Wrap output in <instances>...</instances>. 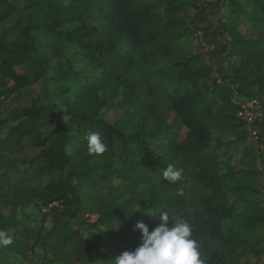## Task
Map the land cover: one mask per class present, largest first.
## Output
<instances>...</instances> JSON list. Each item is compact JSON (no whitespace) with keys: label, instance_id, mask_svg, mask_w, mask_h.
Listing matches in <instances>:
<instances>
[{"label":"trees","instance_id":"1","mask_svg":"<svg viewBox=\"0 0 264 264\" xmlns=\"http://www.w3.org/2000/svg\"><path fill=\"white\" fill-rule=\"evenodd\" d=\"M181 9L182 0H0V231L12 237L0 246V264H114L142 243L137 221L151 231L165 211L169 226L172 215L192 225L206 264H242L241 251L264 254L237 228L263 223L264 207L240 216L229 197L253 192L260 172L251 166L254 145L243 137L231 94L236 84L264 98V37L239 30L244 20L264 34V0H221L214 13L233 62L210 84L203 80L211 64L195 55L171 58L189 36L207 33L177 18ZM92 12L100 23L86 17ZM155 78L163 86V114L152 88L138 94L139 81ZM35 83L43 97L19 109ZM126 107L125 117H106ZM240 127L238 143L213 138L215 130ZM91 132L107 145L103 154L88 152ZM169 164L181 170L180 180L162 176ZM32 204L48 210L37 216ZM83 211L95 220L73 224Z\"/></svg>","mask_w":264,"mask_h":264},{"label":"rangeland","instance_id":"2","mask_svg":"<svg viewBox=\"0 0 264 264\" xmlns=\"http://www.w3.org/2000/svg\"><path fill=\"white\" fill-rule=\"evenodd\" d=\"M221 0H182V9L179 12L177 18L183 19L186 22H195L196 24H200L207 30L206 34H203L202 30L192 34L186 41V45H180L172 54V60H183V58L188 56H198L197 61L198 63H208L211 64L212 69L210 75L203 80L204 83L210 84L213 79L216 77H221L226 73L227 67L233 59L226 58L227 47L225 39L226 36L221 34V29L219 24L217 23L216 19L217 16L214 13L217 8L220 6ZM157 13L160 16L166 17L167 14L163 11L162 7L157 8ZM91 22L93 23H100L102 18L99 14L96 13H89L86 16ZM243 19V18H242ZM244 21V20H243ZM240 23L239 30L241 34H245L252 38H263L264 34H258L257 30H253L247 23L244 22ZM39 34V33H37ZM202 36H201V35ZM40 35V34H39ZM213 43L214 50L207 51L205 45ZM182 46V47H181ZM17 71L27 77H31V73L29 70L22 69L17 67ZM161 79L155 78L149 82L147 81H139L138 84V94L144 96L147 92V89L150 87L153 89L154 92V100L157 102V109L161 114L166 111V108L163 104L164 101V94H163V86ZM44 95V91L42 86L39 83H35L32 86L26 88L23 91V95L21 99L17 102V107L20 109L27 108L29 106L30 100L33 98H41ZM130 111V108L126 107L123 110H114L110 111L106 114V117L111 118H123L125 115ZM173 113L170 112L167 115V121L172 122ZM178 121L174 122V131L178 128ZM243 129L237 128L236 132H229L230 134H222L219 130H215L213 133V138L215 140H224L226 142L235 141L238 143L240 137L237 139V134L241 132ZM186 129L184 127L180 128L179 130V137L178 141H182L185 137ZM241 134V133H240ZM239 134V135H240ZM243 137L247 139V131L246 129L243 131ZM218 136L220 139H218ZM36 154V151H28L27 157H32ZM260 161L264 165V152L260 155ZM257 158H252L251 166L259 171L256 167ZM9 177L17 181L20 178V174L14 172L13 170L10 171ZM264 186V174L259 172L253 179V192L246 193L245 196L235 198V195L230 194V203L233 204L235 208V212L240 214V216H249L251 212L260 206H264V196L262 187ZM31 212L37 216H41L42 212L40 209V205L32 204L30 206ZM138 210H144V204L138 206ZM4 212L8 215L11 213L10 208H4ZM148 217L150 218V222L156 219V214L153 213L151 210L147 212ZM82 217V218H81ZM95 215H88L86 211L80 213V216H76L72 219L73 224L77 225V223L82 222L83 224L91 223L95 220ZM49 225V221L47 222ZM81 225V226H82ZM228 226V225H227ZM238 230L244 236L246 242L252 245H257L259 247H264V222L257 223L255 226H237ZM242 252L241 263L242 264H252L256 257L246 251ZM47 258V257H46ZM68 262H72V259H69Z\"/></svg>","mask_w":264,"mask_h":264},{"label":"clouds","instance_id":"3","mask_svg":"<svg viewBox=\"0 0 264 264\" xmlns=\"http://www.w3.org/2000/svg\"><path fill=\"white\" fill-rule=\"evenodd\" d=\"M86 140L90 154H103L107 150V145L99 133H89ZM162 176L167 181L175 182L181 179V170L169 164ZM169 212L160 213L161 223L151 231L146 223L137 221L133 230H139L142 243L134 250H125L117 255L114 264H206L202 258L200 245L193 238L192 225L182 217L174 218L171 213L172 223L169 226ZM11 243L12 237L0 231V246Z\"/></svg>","mask_w":264,"mask_h":264},{"label":"built area","instance_id":"4","mask_svg":"<svg viewBox=\"0 0 264 264\" xmlns=\"http://www.w3.org/2000/svg\"><path fill=\"white\" fill-rule=\"evenodd\" d=\"M201 35V34H200ZM202 36V35H201ZM207 51L214 50V44H203ZM217 82L220 78L216 77ZM238 85L232 87L231 102L237 107L235 116L241 121L247 131V140L254 145L255 155L257 158L256 167L264 174V165L260 161V155L264 152V127L262 121L264 119V98L258 94L241 92ZM264 196V186L262 187ZM50 206H58V203L52 202ZM264 207V206H263ZM42 212L48 210L47 207L40 206ZM252 264H264V254L256 257Z\"/></svg>","mask_w":264,"mask_h":264},{"label":"crops","instance_id":"5","mask_svg":"<svg viewBox=\"0 0 264 264\" xmlns=\"http://www.w3.org/2000/svg\"><path fill=\"white\" fill-rule=\"evenodd\" d=\"M242 21H243V20H241L240 23H241ZM224 44H225V42H224ZM226 46H227V45H226Z\"/></svg>","mask_w":264,"mask_h":264}]
</instances>
